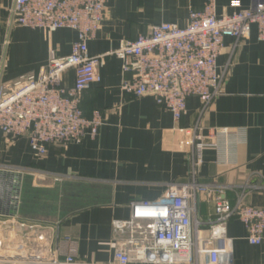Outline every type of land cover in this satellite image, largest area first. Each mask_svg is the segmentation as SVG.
I'll return each mask as SVG.
<instances>
[{
  "label": "crops",
  "instance_id": "obj_1",
  "mask_svg": "<svg viewBox=\"0 0 264 264\" xmlns=\"http://www.w3.org/2000/svg\"><path fill=\"white\" fill-rule=\"evenodd\" d=\"M206 1H107L105 19L87 44L90 55H106L98 67L100 80L80 99L86 118L96 110L102 114L99 132L65 147L51 146L47 155L38 158L26 136L7 141L0 131V219L15 217L35 224L45 247L65 253L73 249L76 259L94 263L112 261L115 249L131 238L139 242L129 229L115 230L113 222L128 221L132 203L157 202L169 184L186 181V129L197 119L199 101L188 99L185 115L175 123L152 96L134 98L121 90V62L110 53L122 41L147 33L152 24L184 25L189 11H200ZM214 1L218 17L235 12L233 2L241 8L251 4L250 0ZM12 4L13 0H0L3 88L26 73L38 75L52 55H68L77 38L68 28L47 33L10 23ZM231 46L232 39L225 38L217 64L230 60L228 71L220 94L199 123L204 141L216 146L203 150L197 178L231 205L242 199L244 204L264 208V41L252 28L247 39L234 50ZM74 81L73 69L63 72V86L72 87ZM223 128L228 133H215ZM53 189L56 203L49 200ZM196 208L197 217L206 220L213 203L200 199ZM201 228L203 236L224 233L232 240L229 264H264V243H248L238 219L211 231ZM23 232L18 230L13 241L19 242ZM32 235L30 241L35 240Z\"/></svg>",
  "mask_w": 264,
  "mask_h": 264
},
{
  "label": "built area",
  "instance_id": "obj_2",
  "mask_svg": "<svg viewBox=\"0 0 264 264\" xmlns=\"http://www.w3.org/2000/svg\"><path fill=\"white\" fill-rule=\"evenodd\" d=\"M107 1L13 0L10 23L47 33L68 28L77 38L68 55H52L38 75L26 73L7 88L0 85V131L7 141L26 136L34 156L41 158L51 146L65 147L98 134L102 114L96 110L86 118L80 99L84 90L100 80L98 67L106 55H90L87 44L105 19ZM250 1L248 8L233 2L237 10L218 17L215 1L207 0L200 11H189L184 25L152 24L147 33L122 41L110 53L121 62V90L134 98L152 96L175 123L185 115L188 99L199 101L197 119L186 129V181L169 184L157 202L132 203L130 219L113 222L115 230L129 229L141 243L133 238L121 243L107 263L82 261L75 258L73 249L65 253L45 247L43 235L37 234L39 226L11 217L0 219V264H229L232 240L224 233L203 236L201 227L222 228L233 218L244 225L248 243H264V208L244 204L242 199L231 205L197 178L203 150L216 146L204 141L199 123L220 94L228 71L230 60L217 64L224 39H232L234 50L255 28L257 39L264 41V0ZM70 68L75 81L65 87L61 77ZM200 199L213 203L206 220L197 217ZM20 229L25 232L16 243L13 238ZM31 234L34 241L29 240Z\"/></svg>",
  "mask_w": 264,
  "mask_h": 264
},
{
  "label": "rangeland",
  "instance_id": "obj_3",
  "mask_svg": "<svg viewBox=\"0 0 264 264\" xmlns=\"http://www.w3.org/2000/svg\"><path fill=\"white\" fill-rule=\"evenodd\" d=\"M27 187V184L25 185L24 184V194H25V188ZM29 187V186H28ZM23 192V191H22ZM57 191H56V189H53L52 190V194H51V196H49V200H51V203H56V199H57ZM23 195V194H22ZM22 197H24V196H22Z\"/></svg>",
  "mask_w": 264,
  "mask_h": 264
},
{
  "label": "water",
  "instance_id": "obj_4",
  "mask_svg": "<svg viewBox=\"0 0 264 264\" xmlns=\"http://www.w3.org/2000/svg\"><path fill=\"white\" fill-rule=\"evenodd\" d=\"M7 214H8V212H7Z\"/></svg>",
  "mask_w": 264,
  "mask_h": 264
}]
</instances>
